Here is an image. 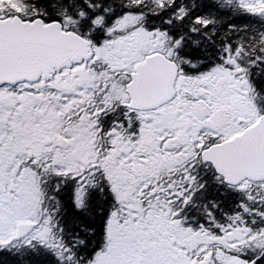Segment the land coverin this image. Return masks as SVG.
Returning <instances> with one entry per match:
<instances>
[{"label":"snow or ice","instance_id":"1","mask_svg":"<svg viewBox=\"0 0 264 264\" xmlns=\"http://www.w3.org/2000/svg\"><path fill=\"white\" fill-rule=\"evenodd\" d=\"M0 264H264V0H0Z\"/></svg>","mask_w":264,"mask_h":264}]
</instances>
